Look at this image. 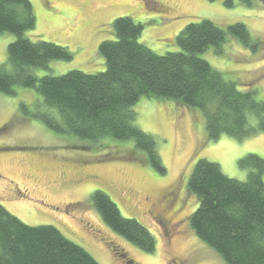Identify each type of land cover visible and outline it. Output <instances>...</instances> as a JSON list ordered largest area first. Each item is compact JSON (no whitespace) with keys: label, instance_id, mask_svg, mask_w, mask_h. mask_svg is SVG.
<instances>
[{"label":"rangeland","instance_id":"rangeland-1","mask_svg":"<svg viewBox=\"0 0 264 264\" xmlns=\"http://www.w3.org/2000/svg\"><path fill=\"white\" fill-rule=\"evenodd\" d=\"M29 1L37 25L26 36L67 47L73 54L71 60L33 69L38 77L104 71L99 46L114 39L112 23L118 17L141 24L139 41L160 55L179 50L177 36L192 22L210 20L223 30L242 23L249 43L227 34L220 49L211 46L199 55L239 90L252 89L264 102V0ZM15 39L11 33L0 34V64H9L8 46ZM133 109L138 127L158 141L165 174L133 140L93 142L48 128L37 117L42 97L33 88L0 93V203L27 225L56 227L100 264H224L190 226L198 199L189 191L188 179L196 162L207 159L225 175L246 181L251 168L241 161L250 154L264 159V132L211 141L197 108L145 96ZM96 191L109 195L123 217L151 232L154 252H145L104 223L93 205Z\"/></svg>","mask_w":264,"mask_h":264},{"label":"trees","instance_id":"trees-1","mask_svg":"<svg viewBox=\"0 0 264 264\" xmlns=\"http://www.w3.org/2000/svg\"><path fill=\"white\" fill-rule=\"evenodd\" d=\"M36 25L29 0H0V34L16 36L8 46L9 64H0V93L14 95L17 86L35 89L43 108L37 117L57 133L93 142L133 140L135 148L165 174L157 139L136 124L133 106L145 96L199 109L211 141L264 132V102L257 100L256 91L239 90L236 82L199 55L211 46L220 49L227 34L249 43V31L242 23L223 30L210 20L192 22L177 36L179 50L160 55L139 41L141 24L118 17L112 23L114 39L99 46L104 71L72 70L43 77L33 69L48 68L52 60H71L73 54L67 47L28 38L26 33ZM241 165L251 168L246 181L225 175L207 159L196 162L187 185L198 199L190 226L224 264H264V159L250 154ZM93 205L112 231L145 252L156 250L151 232L137 220L123 217L105 192L94 193ZM0 264L100 263L56 227L27 225L0 203Z\"/></svg>","mask_w":264,"mask_h":264}]
</instances>
